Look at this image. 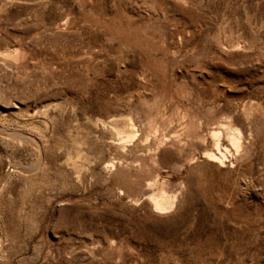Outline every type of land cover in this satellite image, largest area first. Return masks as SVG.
Listing matches in <instances>:
<instances>
[{"label": "rangeland", "instance_id": "1", "mask_svg": "<svg viewBox=\"0 0 264 264\" xmlns=\"http://www.w3.org/2000/svg\"><path fill=\"white\" fill-rule=\"evenodd\" d=\"M0 264H264V0H0Z\"/></svg>", "mask_w": 264, "mask_h": 264}, {"label": "bare ground", "instance_id": "2", "mask_svg": "<svg viewBox=\"0 0 264 264\" xmlns=\"http://www.w3.org/2000/svg\"><path fill=\"white\" fill-rule=\"evenodd\" d=\"M216 133H214V136H215V142H214V146L217 148V149H219V146H220V144H219V140H217V138L219 137V133H218V135H215ZM214 138V137H213ZM231 142H232V144L236 147V148H239L240 147V139L237 137V136H233L232 138H231ZM220 155L222 156V154L220 153ZM208 158L210 159V160H215V161H219L221 158H219L218 156H216L215 154H210V155H208ZM157 207H161L159 204H157ZM171 208V207H170Z\"/></svg>", "mask_w": 264, "mask_h": 264}]
</instances>
